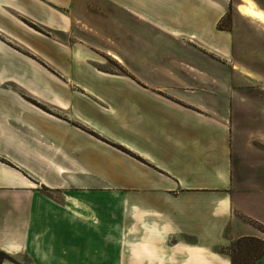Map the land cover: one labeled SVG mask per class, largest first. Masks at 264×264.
<instances>
[{"label": "crops", "instance_id": "crops-1", "mask_svg": "<svg viewBox=\"0 0 264 264\" xmlns=\"http://www.w3.org/2000/svg\"><path fill=\"white\" fill-rule=\"evenodd\" d=\"M61 16L0 0V264H232L264 241V151L230 85L126 72Z\"/></svg>", "mask_w": 264, "mask_h": 264}, {"label": "rangeland", "instance_id": "rangeland-1", "mask_svg": "<svg viewBox=\"0 0 264 264\" xmlns=\"http://www.w3.org/2000/svg\"><path fill=\"white\" fill-rule=\"evenodd\" d=\"M250 2L264 10V0ZM242 4L240 0H55V10L75 42L116 53L126 72L128 66L202 71L215 79L214 84H229L233 113L240 118L237 128L242 135L249 134L250 126L242 119L248 114L251 131L257 133L253 141L264 151V23L241 15L236 6ZM104 63L110 70L121 61L107 56ZM248 244L256 251L263 246L256 241ZM236 248L233 253L243 252L239 245ZM4 259L0 255V263Z\"/></svg>", "mask_w": 264, "mask_h": 264}, {"label": "trees", "instance_id": "trees-1", "mask_svg": "<svg viewBox=\"0 0 264 264\" xmlns=\"http://www.w3.org/2000/svg\"><path fill=\"white\" fill-rule=\"evenodd\" d=\"M261 230H264L263 225H258ZM256 241L259 243H262L263 246L260 250L256 251V248L249 245L248 242ZM239 245L240 248H242L243 252L240 253H233L235 250H238L236 248ZM234 250V251H233ZM264 252V241H261L255 237H243L240 239H237L233 243H231L228 247V253L231 259L232 264H251L253 263L262 253ZM0 255L3 258H7V255L0 251Z\"/></svg>", "mask_w": 264, "mask_h": 264}, {"label": "bare ground", "instance_id": "bare-ground-1", "mask_svg": "<svg viewBox=\"0 0 264 264\" xmlns=\"http://www.w3.org/2000/svg\"><path fill=\"white\" fill-rule=\"evenodd\" d=\"M242 5H237V11L246 17L252 18L256 21L264 23V10L258 9L251 4V0H240ZM116 58V57H114Z\"/></svg>", "mask_w": 264, "mask_h": 264}]
</instances>
